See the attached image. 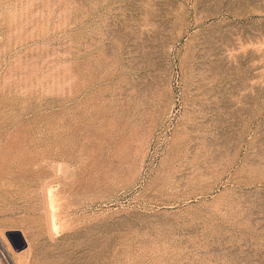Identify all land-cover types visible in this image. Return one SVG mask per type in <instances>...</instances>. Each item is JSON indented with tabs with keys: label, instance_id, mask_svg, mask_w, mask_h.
I'll return each mask as SVG.
<instances>
[{
	"label": "rangeland",
	"instance_id": "rangeland-1",
	"mask_svg": "<svg viewBox=\"0 0 264 264\" xmlns=\"http://www.w3.org/2000/svg\"><path fill=\"white\" fill-rule=\"evenodd\" d=\"M0 237L264 264V0H0Z\"/></svg>",
	"mask_w": 264,
	"mask_h": 264
},
{
	"label": "water",
	"instance_id": "water-1",
	"mask_svg": "<svg viewBox=\"0 0 264 264\" xmlns=\"http://www.w3.org/2000/svg\"><path fill=\"white\" fill-rule=\"evenodd\" d=\"M4 235L13 250H22L26 247V242L21 233L17 231H9Z\"/></svg>",
	"mask_w": 264,
	"mask_h": 264
},
{
	"label": "built area",
	"instance_id": "built-area-1",
	"mask_svg": "<svg viewBox=\"0 0 264 264\" xmlns=\"http://www.w3.org/2000/svg\"><path fill=\"white\" fill-rule=\"evenodd\" d=\"M0 264H15L6 243L0 237Z\"/></svg>",
	"mask_w": 264,
	"mask_h": 264
},
{
	"label": "bare ground",
	"instance_id": "bare-ground-1",
	"mask_svg": "<svg viewBox=\"0 0 264 264\" xmlns=\"http://www.w3.org/2000/svg\"><path fill=\"white\" fill-rule=\"evenodd\" d=\"M16 253V252H15Z\"/></svg>",
	"mask_w": 264,
	"mask_h": 264
}]
</instances>
